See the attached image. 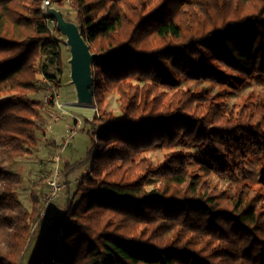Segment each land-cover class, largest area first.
<instances>
[{
	"label": "trees",
	"instance_id": "1",
	"mask_svg": "<svg viewBox=\"0 0 264 264\" xmlns=\"http://www.w3.org/2000/svg\"><path fill=\"white\" fill-rule=\"evenodd\" d=\"M70 1L83 38L100 56L93 64L100 113L86 155L66 176L88 165L91 178L29 264H264V95L228 107L208 91L179 90L184 81L264 79V0H186L194 9L185 22L157 5L130 9V0ZM42 3L0 0V264L24 263L41 213L37 197L30 213L22 209L17 175L1 164L38 142L41 105L25 97L36 91V59L38 70L60 86L63 35ZM129 12L141 21L126 26ZM123 29L129 36H118ZM139 34L161 45H141ZM160 88L173 91L166 102ZM113 89L121 116L102 109L103 94ZM178 143L200 147L203 161L175 155L154 172L137 160L153 147ZM251 158L261 162L259 190L245 181L229 194L209 179L236 175ZM102 165L109 167L104 178ZM147 172L161 180L152 190ZM109 210L120 220L112 216L98 227L94 216ZM143 225L148 231L139 234Z\"/></svg>",
	"mask_w": 264,
	"mask_h": 264
},
{
	"label": "rangeland",
	"instance_id": "2",
	"mask_svg": "<svg viewBox=\"0 0 264 264\" xmlns=\"http://www.w3.org/2000/svg\"><path fill=\"white\" fill-rule=\"evenodd\" d=\"M47 1H50L51 7L62 11L68 19L76 21L77 13L71 8L72 2L70 0H64L61 3H56L55 0H43L42 6L44 9ZM184 1L186 0H130L128 8H133L131 6V3H133V5H139L142 7V11H145L144 7L149 9L152 5H157L156 8L165 7L167 15L171 14L176 17L181 15V21H184L188 17L187 11L190 10L191 12V9H194L189 5L183 4ZM133 20L139 23L141 15H134L133 12H129L126 26H129L130 21ZM49 26L53 29L54 22H49ZM127 31V36H129L130 30L128 29ZM127 31L123 29L118 36L124 38L122 36L126 35ZM139 38L140 41L138 40V42L144 46L155 47L160 44L156 41L157 39L152 38L150 35L139 34L137 39ZM60 39L65 40L66 38L63 36ZM102 43L104 42L99 44ZM61 46L63 51V73L58 76L60 86H56L38 70L41 60L36 59L34 67L32 66L33 74L31 77L33 76L36 82V91L26 93L25 97L27 100L33 103L39 102L41 105V118L38 119L37 123L40 130L37 131L38 142L36 147L23 157L16 158L14 161L4 160L1 164L3 171L17 175L18 180L15 192L24 211L28 213L32 211L35 197L39 198L42 203L39 218L33 225V240L30 250L23 264H29L32 261L38 247L43 242L46 232L57 223L58 218L70 205H75L79 201L82 196L79 187H81L82 182H87L91 178V167L88 165L74 172H72L74 169L71 170L70 172L72 173L70 175L66 176V173L68 169L70 170L72 166L86 155L91 143L90 133L96 127L94 116L100 113V109L96 100L93 106L78 104L68 64L71 55L63 42ZM97 47L94 45L93 49L96 50ZM194 57L197 58L196 55ZM227 85L225 83L184 81L179 90L184 94L189 93L191 95L196 93L201 95L208 91L211 96H216L219 101H224L228 107L242 104L258 95H264V79L255 78L243 82L231 81ZM163 90L165 88H160V91ZM165 91L162 93L165 95L163 100L166 102L172 97L173 91ZM103 96L102 109L104 112L121 116L122 106L117 90H107ZM94 139L97 140V137ZM180 154L191 155L197 160L203 161V152L200 147H192L180 143L171 148L153 147L139 154L137 160L145 161L147 164L152 165L151 171L155 172L157 167L161 168L172 157ZM189 167L191 170L194 169L192 164ZM105 169H109V167L102 165L101 178L105 177ZM261 176L262 167L260 160L251 158L243 169L237 171L236 175L230 172L213 174L209 179L211 178L213 183H217L220 189L227 191V193L229 192V194H235L245 181L253 183L259 190L258 182ZM144 178L146 179L145 184L148 190L160 185L161 180L150 172H147ZM48 198H50L49 202L46 201ZM112 216L113 213L109 210L97 213L94 218L99 221V227L103 220H107ZM113 219H116L117 222L120 220L119 217L115 216H113ZM136 230L139 234L148 231L147 228H144V225L138 226Z\"/></svg>",
	"mask_w": 264,
	"mask_h": 264
},
{
	"label": "water",
	"instance_id": "3",
	"mask_svg": "<svg viewBox=\"0 0 264 264\" xmlns=\"http://www.w3.org/2000/svg\"><path fill=\"white\" fill-rule=\"evenodd\" d=\"M44 11L49 19L56 21L58 32L66 38L64 45L71 55L68 64L78 104L93 106L95 102L93 64L100 56L91 52L89 44L81 34L79 25L68 19L62 11L51 7L50 1L46 2Z\"/></svg>",
	"mask_w": 264,
	"mask_h": 264
},
{
	"label": "built area",
	"instance_id": "4",
	"mask_svg": "<svg viewBox=\"0 0 264 264\" xmlns=\"http://www.w3.org/2000/svg\"><path fill=\"white\" fill-rule=\"evenodd\" d=\"M53 185H54V184H53ZM49 200H50V198L47 199V201H49Z\"/></svg>",
	"mask_w": 264,
	"mask_h": 264
},
{
	"label": "bare ground",
	"instance_id": "5",
	"mask_svg": "<svg viewBox=\"0 0 264 264\" xmlns=\"http://www.w3.org/2000/svg\"><path fill=\"white\" fill-rule=\"evenodd\" d=\"M66 40V39H65Z\"/></svg>",
	"mask_w": 264,
	"mask_h": 264
}]
</instances>
